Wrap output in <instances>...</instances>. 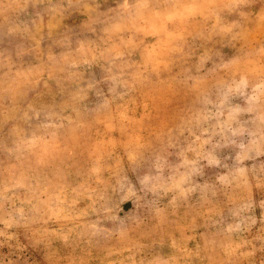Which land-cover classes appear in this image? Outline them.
<instances>
[{
	"label": "rangeland",
	"instance_id": "rangeland-1",
	"mask_svg": "<svg viewBox=\"0 0 264 264\" xmlns=\"http://www.w3.org/2000/svg\"><path fill=\"white\" fill-rule=\"evenodd\" d=\"M0 264H264V0H0Z\"/></svg>",
	"mask_w": 264,
	"mask_h": 264
}]
</instances>
